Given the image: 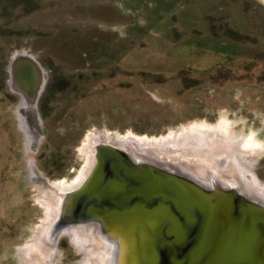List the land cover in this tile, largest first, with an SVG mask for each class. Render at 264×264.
<instances>
[{"label":"rangeland","instance_id":"1","mask_svg":"<svg viewBox=\"0 0 264 264\" xmlns=\"http://www.w3.org/2000/svg\"><path fill=\"white\" fill-rule=\"evenodd\" d=\"M16 56L43 73L24 107ZM221 122L261 143L242 159L264 187V0H0V264H29L44 188L74 183L94 141L172 147ZM88 259L64 235L49 264Z\"/></svg>","mask_w":264,"mask_h":264},{"label":"water","instance_id":"2","mask_svg":"<svg viewBox=\"0 0 264 264\" xmlns=\"http://www.w3.org/2000/svg\"><path fill=\"white\" fill-rule=\"evenodd\" d=\"M94 155L66 195L62 224L100 226L123 247L122 264H264V204L246 192L137 161L113 143Z\"/></svg>","mask_w":264,"mask_h":264},{"label":"bare ground","instance_id":"3","mask_svg":"<svg viewBox=\"0 0 264 264\" xmlns=\"http://www.w3.org/2000/svg\"><path fill=\"white\" fill-rule=\"evenodd\" d=\"M10 72L13 75L16 73L19 77L18 80L12 82V85H15L16 90L23 95V107L30 104L28 100L30 98L35 101L43 86V73L37 63L32 58L16 56L11 64ZM29 94L30 98H28ZM21 120L24 122L23 119ZM204 127H193L188 136L171 143L174 145L172 147L165 144L166 138L138 141L137 151L128 148L124 140L116 145L126 149L137 161L158 162L169 169H177L199 180L203 185L213 184L214 186L215 182H220L224 186L238 188L246 192L249 197L264 204V187L247 180V174H251L252 178L253 175L242 159L244 155L254 153L261 145L257 142H253L254 144L249 142L251 139L254 140L251 135L245 138L248 142L242 141L236 147L232 138L234 134L224 123L213 129L214 132L204 130ZM111 141L113 139L96 140L87 146L86 166L74 183L71 185L61 183L44 190L42 204L47 210V217L39 228L33 243L24 252V257L29 264H49L57 242L64 235L72 236L77 243L85 247L89 257L86 264L123 263V247L116 240L107 238L100 226L92 223L78 226L62 224L66 195L80 188L94 167L96 144L112 143ZM128 141L132 143L131 140ZM240 178L244 180L241 182Z\"/></svg>","mask_w":264,"mask_h":264},{"label":"flooded vegetation","instance_id":"4","mask_svg":"<svg viewBox=\"0 0 264 264\" xmlns=\"http://www.w3.org/2000/svg\"><path fill=\"white\" fill-rule=\"evenodd\" d=\"M21 96L23 97V95L21 94ZM28 98H30V94H29V97ZM29 100V102H31V98L30 99H28ZM253 137H254V140L253 139H251V140H249V142H257L258 144H260L261 145V143L260 142H258V140L255 138V136L253 135ZM249 138V137H248ZM243 141H246V139L244 138L243 139ZM246 142H248V141H246ZM254 144V143H253ZM63 185V184H62ZM48 188V187H47ZM47 188H44V190L45 189H47Z\"/></svg>","mask_w":264,"mask_h":264}]
</instances>
